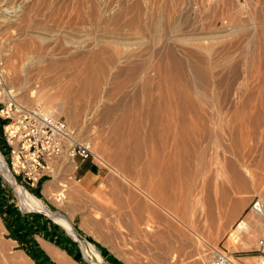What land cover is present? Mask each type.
Returning a JSON list of instances; mask_svg holds the SVG:
<instances>
[{
    "label": "rangeland",
    "instance_id": "1",
    "mask_svg": "<svg viewBox=\"0 0 264 264\" xmlns=\"http://www.w3.org/2000/svg\"><path fill=\"white\" fill-rule=\"evenodd\" d=\"M1 1L0 100L10 88L62 116L100 167L80 178L64 155L43 192L27 188L69 222L68 231L55 221L86 258L109 264L100 252L107 249L117 264L137 263L118 234L124 221L107 210L121 207L164 231L173 264L187 262V240L199 244L200 264H212L214 247L238 264H263L254 248L264 215L249 207L264 199V0H29L26 23L23 7ZM170 87L183 100L173 133L160 108ZM3 173L0 264H33L1 213L3 203L38 208L25 207ZM57 181L67 185L62 199Z\"/></svg>",
    "mask_w": 264,
    "mask_h": 264
},
{
    "label": "built area",
    "instance_id": "2",
    "mask_svg": "<svg viewBox=\"0 0 264 264\" xmlns=\"http://www.w3.org/2000/svg\"><path fill=\"white\" fill-rule=\"evenodd\" d=\"M3 41L0 35V45ZM2 92L0 118L5 122L1 125V138L7 150L3 155L18 182L30 188L37 186L44 176L54 178L55 163L64 155L73 159L95 156L90 143L80 140L76 129L62 116L47 111L41 104L31 106L22 102L10 88L3 87ZM250 211L264 215V199L254 197ZM254 249L264 264V230ZM213 250L212 264H238L227 251L216 247Z\"/></svg>",
    "mask_w": 264,
    "mask_h": 264
},
{
    "label": "bare ground",
    "instance_id": "3",
    "mask_svg": "<svg viewBox=\"0 0 264 264\" xmlns=\"http://www.w3.org/2000/svg\"><path fill=\"white\" fill-rule=\"evenodd\" d=\"M1 0H0V5H1ZM5 3L7 5L12 4V7L13 5H18L23 7V9L21 8V10L24 11V14L22 15L23 17V20H25V23L28 19H30L32 16L31 12L33 11V7L32 9H27L28 8V3H29V0H5ZM11 8V6H10ZM29 8L30 5H29ZM17 16V15H16ZM21 16V15H20ZM232 17V16H231ZM233 18V17H232ZM32 19V18H31ZM230 19V18H229ZM1 20V19H0ZM5 20V19H4ZM3 20V21H4ZM7 21L10 20V21H13L15 19L13 18H7L6 19ZM2 21V20H1ZM17 21V20H16ZM29 21V20H28ZM32 21V20H31ZM12 22V24H13ZM6 23V22H5ZM11 23V22H10ZM7 24V23H6ZM11 24V25H12ZM233 24V23H232ZM9 25V24H8ZM4 26V25H3ZM9 27V26H8ZM10 29V27L8 28ZM9 31V30H8ZM224 35V34H223ZM213 36V35H212ZM220 36V35H219ZM204 38V37H203ZM132 42V41H131ZM127 45V44H126ZM207 51V50H206ZM214 51V50H213ZM217 52V51H216ZM165 68V67H164ZM199 71V69H198ZM20 79V78H19ZM166 79V78H165ZM204 79V78H203ZM90 80H93V75L90 77ZM18 83V82H17ZM93 84V82H91ZM173 83V82H172ZM165 84V83H164ZM174 85V84H173ZM175 86V85H174ZM179 87V86H178ZM167 88V87H166ZM169 96H168V93L166 92H162V94H160V98L163 100L161 101V105L163 106H158L160 108H162V110L165 111V114L166 115V121H165V125L167 127H171L173 128V126L175 125L174 124V121H175V117L178 119L179 122H181V120H179V117L180 116V108H182V105H183V100L181 98V91L179 90V88L177 87H170L169 88ZM164 91V90H163ZM1 93V91H0ZM166 93V94H165ZM189 94V93H188ZM27 95V94H26ZM25 96V95H24ZM27 97V96H26ZM159 98V99H160ZM184 98V97H183ZM185 99H186V95H185ZM182 101V103H181ZM187 101V100H186ZM193 101V100H192ZM189 103V102H188ZM32 106V105H31ZM190 106V105H189ZM45 108V107H44ZM58 108V107H57ZM64 107H59L58 109H60V111L63 110ZM191 108V107H190ZM46 109V108H45ZM47 111L50 112V110L47 109ZM195 112V111H194ZM242 114V113H241ZM134 115V114H133ZM244 115H245V111H244ZM242 117V116H241ZM244 117V116H243ZM246 119V117H245ZM177 122V120H176ZM175 122V123H176ZM178 122H177V127H178ZM165 126V128H166ZM209 126V125H208ZM176 127V126H174ZM170 128V129H171ZM170 129L168 130V132L171 133ZM174 129V128H173ZM176 129V128H175ZM175 132V131H174ZM167 133V132H166ZM169 133V134H170ZM173 133V131H172ZM177 134V132H176ZM174 136H176L174 134ZM173 136V137H174ZM162 137V136H161ZM170 138V137H169ZM177 138V136H176ZM175 139V138H174ZM172 144V143H171ZM178 149V148H177ZM104 161V160H103ZM3 165V166H2ZM237 165V164H236ZM239 165V163H238ZM0 170L2 171L3 173V170L6 171V174L8 175V177L10 178V180L5 177L4 173V177L6 179H8L16 188V190L18 191L19 193V196H20V200H21V203L25 206V207H29V208H38V209H41L43 211H47L49 212L52 216V212L51 210L43 205L40 201L37 200L36 196L34 194H32L28 189V187H26L25 185L21 184V183H18V182H15L10 171L8 170V166L3 162L1 156H0ZM245 180V179H244ZM58 182V181H57ZM50 185H46V190H49L48 187ZM67 185H64L63 183L61 182H58V184H56L55 186V189H57L59 191V193H57V197H59V199H62L64 198L63 196H65V192H66V189H64V187H66ZM157 186V185H156ZM28 188V189H27ZM154 188V186H153ZM158 189V188H157ZM74 192H78L77 190H74ZM150 192V191H149ZM157 192V191H156ZM152 193V192H151ZM73 194V193H72ZM77 194V193H76ZM153 194V193H152ZM151 194V195H152ZM146 195V194H145ZM73 196V195H72ZM135 196V195H134ZM142 196V195H141ZM126 197V196H125ZM144 197V196H143ZM153 197V196H152ZM161 197V196H160ZM56 198V197H55ZM132 198V197H131ZM158 198V196H157ZM136 199V198H134ZM141 199V198H140ZM144 199V198H143ZM142 199V200H143ZM154 199V198H153ZM69 200V199H68ZM127 200V199H126ZM148 200V198H147ZM151 200V199H150ZM155 200V199H154ZM158 200V199H157ZM147 202V201H146ZM150 202V201H149ZM141 203V202H140ZM160 203V202H159ZM119 204V203H118ZM151 204V203H150ZM161 204V203H160ZM143 205V204H142ZM121 206V204H120ZM150 206V205H149ZM148 207V206H147ZM156 207V206H155ZM131 209V208H130ZM133 209V208H132ZM143 209V208H142ZM108 212L109 210L111 211V214H113V212L115 214L114 215V219L117 220L118 218L122 219L124 221V224L125 226H123V228H117L118 231V234H120V236L122 235L123 238L125 237L128 241V245H129V253L131 255H133L132 257L136 260V264H173L175 261V254H173L171 249H168L167 245H164L166 244V236H163L164 234V231H160L159 228H156L157 225L153 224V221H151L150 219H142L141 217H131V215L129 216L127 214V212L125 210H123V208H116L113 209L112 207H109V209H107ZM134 210V209H133ZM137 210V209H136ZM154 210V209H152ZM110 213V212H109ZM140 213V212H139ZM138 213V214H139ZM155 213V212H154ZM137 214V213H136ZM152 215H154L152 213ZM111 216V215H110ZM142 216V215H140ZM54 220L57 221L55 219V217L53 216ZM108 219V218H107ZM106 219V221H107ZM113 219V220H114ZM61 221V220H60ZM59 222V221H57ZM122 222V221H121ZM60 224L64 225V227L69 231L70 230V227L68 225V223L66 222H59ZM123 224V223H122ZM107 225V224H106ZM239 225V224H238ZM122 226V225H121ZM164 230V229H163ZM240 232V231H239ZM163 235H161V234ZM167 235V234H166ZM164 237V239L162 237ZM238 236V234L236 233V237ZM188 237V236H187ZM122 238V237H121ZM125 239V240H126ZM184 239V238H182ZM79 240L80 242H85V246L88 248V244L91 245L88 240L86 239H83L79 236V238L77 239ZM124 240V241H125ZM164 240V241H163ZM185 240V239H184ZM188 241H191V243H189ZM199 241V240H198ZM185 242H188L190 245H187V248L189 247L190 250L188 251V255H187V262L185 263V261L183 262L184 264H200V262H198V260L195 258V254L198 252V249H199V244L196 243V242H193L192 240H187ZM187 243V244H188ZM182 245V244H181ZM171 247V245H169ZM201 246V245H200ZM169 247V248H170ZM182 248L184 249V247L182 246ZM186 248V246H185ZM90 249L88 248V251ZM172 252H171V251ZM179 252V251H178ZM204 252V250H203ZM90 253V252H89ZM88 253V254H89ZM180 253V252H179ZM182 256V254H179V256ZM186 255V254H185ZM207 255V254H206ZM90 256V254H89ZM201 257V256H200ZM210 257V256H209ZM213 257V256H211ZM178 258V257H177ZM198 258V257H197ZM92 262L94 264H106L105 262L102 261V259L100 258V256H98V254H92ZM212 262V261H211ZM262 262V261H260ZM20 264V263H19ZM24 264V263H23ZM203 264V263H202ZM206 264V263H205Z\"/></svg>",
    "mask_w": 264,
    "mask_h": 264
},
{
    "label": "crops",
    "instance_id": "4",
    "mask_svg": "<svg viewBox=\"0 0 264 264\" xmlns=\"http://www.w3.org/2000/svg\"><path fill=\"white\" fill-rule=\"evenodd\" d=\"M2 123L0 118V126ZM73 160L76 162L75 175L80 178L90 177L100 171L99 165L91 158L76 156ZM47 179L49 177L44 176L33 190L43 192ZM2 217L7 232L12 236L11 239L24 249L33 264H92L86 258L83 248L73 242L66 231L56 223L65 220L55 216L57 220L55 222L43 212L25 213L8 203H3ZM66 223L69 224L68 221ZM100 252L107 263L117 264L115 259H111L112 256L107 249H100Z\"/></svg>",
    "mask_w": 264,
    "mask_h": 264
},
{
    "label": "water",
    "instance_id": "5",
    "mask_svg": "<svg viewBox=\"0 0 264 264\" xmlns=\"http://www.w3.org/2000/svg\"><path fill=\"white\" fill-rule=\"evenodd\" d=\"M0 151H1V150H0ZM1 153H2V152H1ZM2 155H3V153H2ZM3 157H4V155H3ZM8 170L10 171L9 168H8ZM10 173H11V175H12L14 181H15V182H18L17 178L14 177V175L12 174L11 171H10ZM18 183H20V182H18ZM36 211L43 212V213H45L46 215H48L49 217L53 218V216H52L49 212H47V211H43V210H40V209H36ZM53 211H54V210H53ZM55 212H57V211H55ZM58 213H60V212H58ZM60 214H64V213H60ZM53 219H54V218H53ZM72 224H73V223H72ZM73 227L75 228V230L77 231L78 235H79L81 238H83V239H87L84 235H82V234L78 231V229H77L74 225H73Z\"/></svg>",
    "mask_w": 264,
    "mask_h": 264
},
{
    "label": "trees",
    "instance_id": "6",
    "mask_svg": "<svg viewBox=\"0 0 264 264\" xmlns=\"http://www.w3.org/2000/svg\"><path fill=\"white\" fill-rule=\"evenodd\" d=\"M1 121L2 122H5L4 121V119H2L1 118ZM1 129V128H0ZM0 150H1V152L3 153V154H5L4 152H5V144H4V142H1V140H0ZM89 158V157H88ZM21 182V181H20ZM29 188V187H28ZM29 189H33V187H30ZM35 191V190H34ZM38 195H40V192L38 191ZM2 214V213H1Z\"/></svg>",
    "mask_w": 264,
    "mask_h": 264
}]
</instances>
